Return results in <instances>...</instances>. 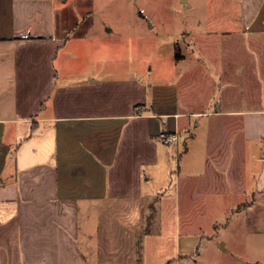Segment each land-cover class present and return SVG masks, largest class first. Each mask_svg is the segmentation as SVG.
<instances>
[{
  "label": "crops",
  "instance_id": "crops-1",
  "mask_svg": "<svg viewBox=\"0 0 264 264\" xmlns=\"http://www.w3.org/2000/svg\"><path fill=\"white\" fill-rule=\"evenodd\" d=\"M96 2L0 0V264H264V0H225L154 83L94 64Z\"/></svg>",
  "mask_w": 264,
  "mask_h": 264
},
{
  "label": "rangeland",
  "instance_id": "rangeland-1",
  "mask_svg": "<svg viewBox=\"0 0 264 264\" xmlns=\"http://www.w3.org/2000/svg\"><path fill=\"white\" fill-rule=\"evenodd\" d=\"M224 4L225 0H97L92 18L82 14L78 15V20L82 25L89 19L94 22L98 37L95 42L85 43V46L87 53L94 58L95 65L112 62L120 67L130 59V66L137 76L142 77L145 82L149 80L154 83L160 74L172 69L171 61L179 52L174 48L176 38L186 32L196 29L201 31L205 27L214 26L215 20H219L218 7ZM231 5L235 6L233 3ZM153 25L155 28L152 29ZM105 26L113 28L111 39L105 36L103 39L99 38L103 36ZM78 45L73 41L69 48L78 50ZM150 68L152 72L148 74ZM207 92L203 95L206 99L209 97ZM215 108L216 104L213 102L210 110ZM212 215L210 213L209 216L197 220L198 231L202 229L208 235L222 223L221 212L217 213L218 217ZM182 221L186 230V221L189 220ZM200 253L199 260L214 257L206 245L201 248Z\"/></svg>",
  "mask_w": 264,
  "mask_h": 264
},
{
  "label": "built area",
  "instance_id": "built-area-1",
  "mask_svg": "<svg viewBox=\"0 0 264 264\" xmlns=\"http://www.w3.org/2000/svg\"><path fill=\"white\" fill-rule=\"evenodd\" d=\"M136 111H142V108L140 106H137ZM159 139L167 146H178L180 142V136L178 133L175 132H169V131H162L159 134Z\"/></svg>",
  "mask_w": 264,
  "mask_h": 264
},
{
  "label": "trees",
  "instance_id": "trees-1",
  "mask_svg": "<svg viewBox=\"0 0 264 264\" xmlns=\"http://www.w3.org/2000/svg\"><path fill=\"white\" fill-rule=\"evenodd\" d=\"M177 58L178 59L180 58V54L179 53H177ZM152 219H153L152 216H150L149 219H148L150 224L152 222ZM137 253H138V262L140 263L141 262V258H142V247H141V245H139Z\"/></svg>",
  "mask_w": 264,
  "mask_h": 264
},
{
  "label": "water",
  "instance_id": "water-1",
  "mask_svg": "<svg viewBox=\"0 0 264 264\" xmlns=\"http://www.w3.org/2000/svg\"><path fill=\"white\" fill-rule=\"evenodd\" d=\"M186 0H184V2H185Z\"/></svg>",
  "mask_w": 264,
  "mask_h": 264
}]
</instances>
